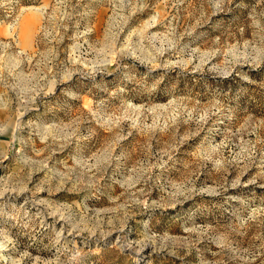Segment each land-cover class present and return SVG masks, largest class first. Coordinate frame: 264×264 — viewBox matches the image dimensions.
Here are the masks:
<instances>
[{"label":"rangeland","instance_id":"rangeland-1","mask_svg":"<svg viewBox=\"0 0 264 264\" xmlns=\"http://www.w3.org/2000/svg\"><path fill=\"white\" fill-rule=\"evenodd\" d=\"M0 247L264 264V0H0Z\"/></svg>","mask_w":264,"mask_h":264},{"label":"bare ground","instance_id":"bare-ground-1","mask_svg":"<svg viewBox=\"0 0 264 264\" xmlns=\"http://www.w3.org/2000/svg\"><path fill=\"white\" fill-rule=\"evenodd\" d=\"M27 9H28L29 11H32L33 8L30 7V8H27ZM26 37H27V36H26ZM1 245H2V244H1ZM2 249H3V248H2ZM1 251H2V250H1V247H0V257L3 256V255L1 254Z\"/></svg>","mask_w":264,"mask_h":264}]
</instances>
